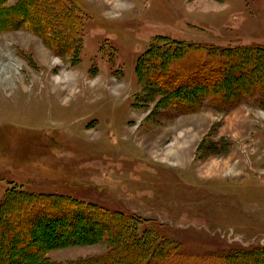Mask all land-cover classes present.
<instances>
[{"label":"rangeland","instance_id":"374dc122","mask_svg":"<svg viewBox=\"0 0 264 264\" xmlns=\"http://www.w3.org/2000/svg\"><path fill=\"white\" fill-rule=\"evenodd\" d=\"M74 1L86 17L77 64L25 27L0 31V202L17 184L132 214L199 264L264 246V109L180 114L136 75L160 35L264 47V0ZM108 250L92 241L43 256L70 263Z\"/></svg>","mask_w":264,"mask_h":264},{"label":"trees","instance_id":"16d2710c","mask_svg":"<svg viewBox=\"0 0 264 264\" xmlns=\"http://www.w3.org/2000/svg\"><path fill=\"white\" fill-rule=\"evenodd\" d=\"M7 1L0 0V31L25 27L61 56L79 62L86 17L77 2L18 0L7 6ZM136 75L154 97L180 114L205 105L227 112L245 101L264 109L263 46L215 47L160 35L139 57ZM16 185L0 202V264H199L203 258L182 250L159 228L145 227L135 215ZM41 234L48 244L38 241ZM92 241L107 242L109 250L70 263L43 256L50 246ZM207 255L216 264H264V246Z\"/></svg>","mask_w":264,"mask_h":264},{"label":"bare ground","instance_id":"6f19581e","mask_svg":"<svg viewBox=\"0 0 264 264\" xmlns=\"http://www.w3.org/2000/svg\"><path fill=\"white\" fill-rule=\"evenodd\" d=\"M240 166V165H239ZM204 180V179H203ZM65 240V239H64ZM58 244V243H57Z\"/></svg>","mask_w":264,"mask_h":264}]
</instances>
